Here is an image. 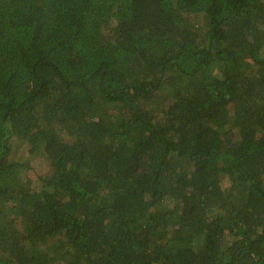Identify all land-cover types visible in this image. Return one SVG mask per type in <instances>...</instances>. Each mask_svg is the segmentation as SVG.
<instances>
[{"label":"trees","instance_id":"1","mask_svg":"<svg viewBox=\"0 0 264 264\" xmlns=\"http://www.w3.org/2000/svg\"><path fill=\"white\" fill-rule=\"evenodd\" d=\"M0 264H264V0H0Z\"/></svg>","mask_w":264,"mask_h":264},{"label":"rangeland","instance_id":"2","mask_svg":"<svg viewBox=\"0 0 264 264\" xmlns=\"http://www.w3.org/2000/svg\"><path fill=\"white\" fill-rule=\"evenodd\" d=\"M10 150H12V154H14V156H15L16 153H17V149L15 147L11 146ZM46 170L48 171V169H44V170H41V171H42V173H44V172L46 173Z\"/></svg>","mask_w":264,"mask_h":264}]
</instances>
